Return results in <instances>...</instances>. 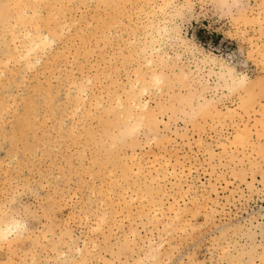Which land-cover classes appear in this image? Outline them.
I'll return each mask as SVG.
<instances>
[{
    "label": "rangeland",
    "instance_id": "obj_1",
    "mask_svg": "<svg viewBox=\"0 0 264 264\" xmlns=\"http://www.w3.org/2000/svg\"><path fill=\"white\" fill-rule=\"evenodd\" d=\"M33 1L10 0L43 6L35 21L34 8L20 9L7 31L0 20V200L30 184L45 217L28 234L35 245H19L12 259L80 258L78 249L90 264L249 259L245 245L259 242L264 223V0ZM25 34L48 45L17 58ZM202 54L234 55L252 83L229 93ZM160 71L165 84L134 100L155 121L124 124L130 91ZM122 133L125 147L95 164L85 156L93 136L111 144ZM5 226L11 218H0ZM8 258L0 250V264Z\"/></svg>",
    "mask_w": 264,
    "mask_h": 264
},
{
    "label": "snow or ice",
    "instance_id": "obj_2",
    "mask_svg": "<svg viewBox=\"0 0 264 264\" xmlns=\"http://www.w3.org/2000/svg\"><path fill=\"white\" fill-rule=\"evenodd\" d=\"M43 6L41 5H21L18 3H12L10 0H5V2L0 3V19H3L5 23L8 25L9 30L11 28V20L19 15L20 9L34 8L37 9L36 13H33V20L35 21L39 15H42L40 9ZM105 7H114V8H122L127 7L125 5H105ZM230 7L242 8L243 6L239 3H235ZM260 24L261 31L264 34V4L260 6ZM192 8L191 4H187L181 6V10L176 13L177 17L184 18L186 15V11H190ZM27 15V12L24 13ZM177 31L179 30V25H177ZM170 39L172 37H169ZM175 39L178 42L184 43L181 36H176ZM186 47L190 48V45L185 44ZM192 51H197L196 49H190ZM205 57L206 62H211L214 65L220 68V76L225 79L227 82H230V88L232 91L243 92L246 91L249 87V84L252 83L249 77L245 72L239 70L244 66L243 62L238 65L235 63L236 57L234 55H230L227 59H220L212 57L210 54H202ZM251 55V54H249ZM152 62H148L149 67H151ZM162 67V65H161ZM81 73L88 71L87 65H82L80 69ZM140 69H137V74L139 77ZM88 84L92 83L91 78L87 80ZM152 86L156 89H160L165 84V76L163 71H160L159 74H153L152 77ZM262 88H264V79L260 81ZM100 86L103 88L105 85L101 82ZM75 87V85H73ZM148 89L144 90V94H147ZM86 94V93H85ZM79 110V109H77ZM136 131V129H133ZM124 134L122 133L120 137H113L112 143L109 144L104 138L96 139L94 136L90 138L89 146L85 150V156L88 151H92L93 153V164L99 161V157L101 154L111 155L118 151L120 148L126 146V142L124 140ZM25 197H31L37 203H27ZM41 197L39 192L34 189L30 184H24L21 188L20 184L14 187L13 191L7 193L2 200H0V218H11L12 227L7 231H0V250H7L8 260L4 261L3 264H26V262H18L12 259V256L18 251V246L21 244L32 243L35 245V241L32 240V237L29 232L35 234L38 231V225L41 223L44 216L40 215L39 211V201ZM67 223V222H65ZM99 229H94V231H98ZM261 239L258 243L253 242L252 244L245 245V248L248 249L243 255L248 256L249 259H243L242 257H231L225 258L222 257L220 261H214V264H256L255 256H259V264H264V223L261 224ZM63 235V233H62ZM38 239V238H37ZM249 239H252L249 236ZM133 241L129 240L127 242V246L131 247ZM260 249V251H256V249ZM226 252H230V249H225ZM80 253V258L69 257L67 254L61 255L59 252L57 253V258L53 261L50 259H46L44 261H37L33 258L32 264H90V262L84 258L83 250L78 249ZM115 264V261L112 262ZM123 264V261H121ZM141 264H144L141 261ZM150 264H159L158 260L150 261Z\"/></svg>",
    "mask_w": 264,
    "mask_h": 264
},
{
    "label": "bare ground",
    "instance_id": "obj_3",
    "mask_svg": "<svg viewBox=\"0 0 264 264\" xmlns=\"http://www.w3.org/2000/svg\"><path fill=\"white\" fill-rule=\"evenodd\" d=\"M35 1V0H34ZM33 1V2H34ZM37 4V2H36ZM34 10V9H33ZM32 11V10H31ZM20 13L19 12V15L17 17L14 18V21L17 19V20H20ZM32 15V14H31ZM2 22H4V25H7L5 23V21L3 19H0ZM18 23V21L16 22ZM5 27V26H4ZM5 28H8L5 27ZM33 28V27H32ZM55 30V29H54ZM52 32V31H51ZM11 40H16V36H15V33L14 32H11ZM46 38V36H45ZM45 38H40L37 34H25L23 36V39H28L25 46H24V50H23V53L20 55H16L17 53H15V57L17 58H28L29 56L31 57V55H33L34 52H36L37 49H40L42 47L45 46V44L48 45L47 43V40ZM150 41V40H149ZM45 48V47H44ZM260 49V48H259ZM151 61V60H150ZM28 62V61H27ZM149 61L146 62V64H148ZM219 74V73H218ZM152 76H150V79H149V82L150 84H146L143 81V79L141 80V85L139 87L134 88L133 91H130L129 93V99L131 101V105L127 102L128 100H126V105L123 107L124 110H123V118H124V124L126 122H133L134 125H138V123L142 122V120H146L149 124H151L153 121H155V115L153 114V112H149L148 110V106H147V103L144 102V103H137V99L136 101L135 98L139 95H142L144 93V90L147 88H149L150 85H152L151 81H152ZM218 78L220 80L223 81V87L225 90H227L229 93L232 92L231 88H230V82H227L225 79L221 78V76L219 75ZM132 89V88H131ZM130 89V90H131ZM149 90V89H148ZM128 98V97H127ZM212 101H206L205 103V106H208L211 104ZM118 104V103H117ZM132 106H134L136 109H139L142 113H138L137 115H135L133 113V110H132ZM122 107V106H121ZM260 117L261 119H264V108H262L260 111ZM232 113H233V110H226V112L224 113V117H222L223 119H228V120H232ZM123 121V120H122ZM121 121V122H122ZM264 123V122H263ZM128 127V125H126ZM134 126V127H136ZM132 129V128H131ZM10 227L8 226H5V227H0V231H7Z\"/></svg>",
    "mask_w": 264,
    "mask_h": 264
}]
</instances>
